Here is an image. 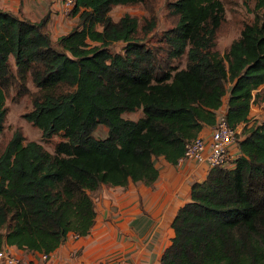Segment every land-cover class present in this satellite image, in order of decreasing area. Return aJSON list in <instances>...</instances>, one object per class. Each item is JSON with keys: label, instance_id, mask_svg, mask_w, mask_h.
<instances>
[{"label": "trees", "instance_id": "obj_1", "mask_svg": "<svg viewBox=\"0 0 264 264\" xmlns=\"http://www.w3.org/2000/svg\"><path fill=\"white\" fill-rule=\"evenodd\" d=\"M144 1L74 0L78 23L56 41L46 15L31 21L0 9V131L6 92H28L29 80L36 91L25 119L45 139L64 138L51 152L16 129L0 149V248L49 254L69 233L86 235L104 184L150 185L155 159L175 164L204 126L220 116L233 128L248 120L252 91L264 82V0L252 9L240 0L254 16L223 51V0H171L174 24L153 45L138 35L153 20L139 28L128 12L110 15ZM118 41L121 51H111ZM137 109L135 119L122 115ZM98 124L104 137L93 134ZM241 134L234 165L210 167L191 184L159 264H264V122Z\"/></svg>", "mask_w": 264, "mask_h": 264}, {"label": "crops", "instance_id": "obj_2", "mask_svg": "<svg viewBox=\"0 0 264 264\" xmlns=\"http://www.w3.org/2000/svg\"><path fill=\"white\" fill-rule=\"evenodd\" d=\"M0 9L31 21H39L46 15L45 30L52 41L71 30L79 19L78 13L66 12L63 0H0ZM238 35L239 30L227 33L224 37L229 36L228 40L222 46V40H218L217 47L223 51ZM226 102L227 96L217 113L225 111ZM254 122H264V82L252 91L248 120L236 127L239 138L244 126ZM211 132L212 125H206L198 135L208 143ZM230 150L238 152L237 144H232ZM154 165L158 175L150 185L142 181H130L126 186L104 184L93 196L96 214L89 232L76 238L68 234L48 254V261L55 264H103L108 260L122 259L129 264H159L162 251L174 235L171 222L178 208L190 200L191 184L202 181L210 167L190 157L172 164L159 156ZM0 249L18 258V264L44 262L38 251H27L5 243ZM0 264L9 263L0 258Z\"/></svg>", "mask_w": 264, "mask_h": 264}, {"label": "rangeland", "instance_id": "obj_3", "mask_svg": "<svg viewBox=\"0 0 264 264\" xmlns=\"http://www.w3.org/2000/svg\"><path fill=\"white\" fill-rule=\"evenodd\" d=\"M171 0H145L143 3L115 5L110 10V15L113 19L117 20L123 13H130L138 18L139 28L146 24L147 21L153 20L155 25L153 29L146 35L139 31V36L142 37L144 42L148 45L159 44V38L163 30L169 28L174 24V16L169 12L168 3ZM226 7V18L219 32V42L222 46L229 36L225 38L227 33H235L241 26V23L252 21L254 13L250 10L253 8L255 0L248 2L246 9L239 0H223ZM262 10L259 11L261 13ZM224 37V38H223ZM124 42L118 41L110 45L111 51H121ZM28 92L19 94L14 88H10L6 92L5 106L6 115L4 119V127L0 131V149L6 144L13 131L19 129L23 136L24 141L35 140L40 142L47 150L53 152L55 144L64 138L60 134H53L49 138H43L41 130L34 126L31 122L25 119L24 114L31 109V96L30 93L36 91V87L31 81H27ZM126 118H137L141 115V110L123 112ZM107 128L98 124L93 131L96 137H104Z\"/></svg>", "mask_w": 264, "mask_h": 264}, {"label": "built area", "instance_id": "obj_4", "mask_svg": "<svg viewBox=\"0 0 264 264\" xmlns=\"http://www.w3.org/2000/svg\"><path fill=\"white\" fill-rule=\"evenodd\" d=\"M66 12H70L74 0H63ZM238 136L237 128L230 127L225 119L220 116L212 126L211 138L208 143L200 135H197L185 143L183 156L179 159L190 157L197 161H203L209 165L229 167L234 165V160L239 155V151H231L230 146L236 144ZM178 159V160H179ZM73 238L79 237L74 233H69ZM0 258L9 264H18V258L9 251L0 249ZM43 264H55L48 261V254L42 253ZM103 264H129L122 259L105 261Z\"/></svg>", "mask_w": 264, "mask_h": 264}]
</instances>
